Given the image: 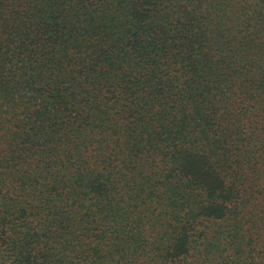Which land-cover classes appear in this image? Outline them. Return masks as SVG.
I'll use <instances>...</instances> for the list:
<instances>
[{"label": "trees", "instance_id": "1", "mask_svg": "<svg viewBox=\"0 0 264 264\" xmlns=\"http://www.w3.org/2000/svg\"><path fill=\"white\" fill-rule=\"evenodd\" d=\"M0 264H264V0H0Z\"/></svg>", "mask_w": 264, "mask_h": 264}]
</instances>
